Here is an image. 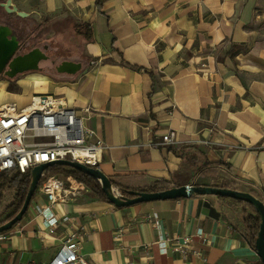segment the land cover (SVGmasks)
Listing matches in <instances>:
<instances>
[{
	"label": "crops",
	"instance_id": "obj_1",
	"mask_svg": "<svg viewBox=\"0 0 264 264\" xmlns=\"http://www.w3.org/2000/svg\"><path fill=\"white\" fill-rule=\"evenodd\" d=\"M11 1L28 17L0 7L24 28L3 24L31 36L56 24L48 39L68 23L83 35L84 60L75 74L58 73L64 60L48 57L40 72L0 78V106L61 98L104 143L97 169L123 185L213 186L217 173L233 190L264 196V0ZM169 131L173 144L162 141ZM54 211L71 220L49 235L28 208L2 234L0 264L48 262L69 229L90 264H262L242 238L240 209L214 197L117 208L79 184ZM184 237L194 254L160 252V240Z\"/></svg>",
	"mask_w": 264,
	"mask_h": 264
},
{
	"label": "built area",
	"instance_id": "obj_2",
	"mask_svg": "<svg viewBox=\"0 0 264 264\" xmlns=\"http://www.w3.org/2000/svg\"><path fill=\"white\" fill-rule=\"evenodd\" d=\"M90 107L81 111L91 113ZM166 144L175 142V133L169 131L162 137ZM155 147V146H154ZM104 143L95 136L94 132L85 128L76 109L67 107L63 100L53 95H36L31 103L19 109L9 103L0 106V174L15 172L21 175L30 174L32 168L58 160H67L80 165L96 168L99 164ZM44 174H41V178ZM65 182L57 176L45 177L28 208H32L41 218L44 232L53 233L60 221L69 223L70 217H58L54 211L58 202L67 201L71 191L79 187L75 179L66 178ZM114 195L120 197L118 191ZM44 199V202L41 200ZM157 224L156 217H153ZM195 234L201 241L202 229ZM7 237L0 235V240ZM162 254H179L186 259L191 250V239L184 237L175 241H159ZM24 264H90L80 253V242L77 232L69 229L65 239L56 253L48 262H27ZM126 264H133L128 262Z\"/></svg>",
	"mask_w": 264,
	"mask_h": 264
},
{
	"label": "water",
	"instance_id": "obj_3",
	"mask_svg": "<svg viewBox=\"0 0 264 264\" xmlns=\"http://www.w3.org/2000/svg\"><path fill=\"white\" fill-rule=\"evenodd\" d=\"M0 7L5 11L6 14H14L19 18L28 17L27 13L18 11L16 6L12 4L11 0H6L3 3H0ZM22 47L23 45L20 46V38L17 36L16 31L6 24H0V75L3 69L7 67L8 70L3 73V76L9 80H12L23 73L37 71L39 69V62L46 61L48 58L41 49L36 47L32 48L25 54L14 56V54L21 50ZM80 68V63L64 61L57 66L56 71L60 74H75L80 70ZM53 165H61L74 170L83 171L97 179L107 201L117 208H125L136 204L156 201L188 199L194 195L222 196L245 201L254 207L260 218L259 231L255 241V251L262 264H264V204L252 194L244 191L220 187L184 185L179 187H171L167 190L159 192H131V198L124 196L117 197L114 195V192L111 191L109 179L99 169L86 167L67 160H58L54 163H44L32 168L30 171L31 182L24 202L18 213L11 220L0 226V234L10 230L23 218L28 210L31 198L37 190L41 179V174L46 168Z\"/></svg>",
	"mask_w": 264,
	"mask_h": 264
},
{
	"label": "trees",
	"instance_id": "obj_4",
	"mask_svg": "<svg viewBox=\"0 0 264 264\" xmlns=\"http://www.w3.org/2000/svg\"><path fill=\"white\" fill-rule=\"evenodd\" d=\"M85 32H86L85 34H88V30L87 31L85 30ZM37 71L40 72V69H38ZM219 166H222V164H219ZM43 174L44 177L40 179L38 186L43 182L45 177H49V176H62L64 178L71 177L76 181H78L90 192L95 194L101 201L109 203L106 199L105 194L101 189V185L99 181L83 171L74 170L61 165H53L46 168ZM109 181L111 184V191H118L121 194V196L128 198L132 197L131 192H159L169 189V187L167 186H154L147 189H135L123 185L111 178L109 179ZM30 182H31L30 174L21 175L15 172H4L0 174V197L3 189L13 190L15 192L12 201L5 208L6 210H9V213L4 217L2 221H0V226L11 220L18 213L24 202L25 196L29 189ZM220 188H225V187H220ZM250 194H252L255 198H257L259 201H261L264 204V196L257 188L250 186ZM194 197H214L222 205L227 206L230 209L233 208L240 209L239 214L243 226L242 238L255 251V241L259 231L260 218L252 205L242 200H235L222 196L194 195Z\"/></svg>",
	"mask_w": 264,
	"mask_h": 264
},
{
	"label": "rangeland",
	"instance_id": "obj_5",
	"mask_svg": "<svg viewBox=\"0 0 264 264\" xmlns=\"http://www.w3.org/2000/svg\"><path fill=\"white\" fill-rule=\"evenodd\" d=\"M2 22L9 23L13 26L15 24V20L8 19L7 17L2 18L0 16V24H3ZM55 25L56 24L49 25L48 27L49 30L54 29ZM14 28H16V30H18L17 28H21L22 30L24 26L19 27L18 25H15ZM48 28L34 26L33 28H31L32 36L29 34L25 35L21 33H19L18 35V32L15 29L14 30L16 31L17 36L20 38V42H24L26 40L25 43L26 42L28 43V45L22 48L23 51H27L28 49H32L33 47H42V50L47 57L57 61L69 60L70 62H73L78 60L79 61L84 60V57L81 53L82 52L81 43L84 40L82 37L83 35L77 36V34H74V32H72L71 25L66 23L61 25L60 27H58V29L55 30V34L53 37L47 39L46 33L48 32ZM8 81L11 82L12 80H8ZM212 180L214 181L213 182L214 185L210 187H225L227 189H231L227 187L229 185L227 184L225 179L217 173L212 175ZM14 193L15 192L13 190H8V189H3V191L1 192L0 221H2L4 217L9 213V210H6L5 208L12 201ZM222 206L227 207L224 205Z\"/></svg>",
	"mask_w": 264,
	"mask_h": 264
},
{
	"label": "flooded vegetation",
	"instance_id": "obj_6",
	"mask_svg": "<svg viewBox=\"0 0 264 264\" xmlns=\"http://www.w3.org/2000/svg\"><path fill=\"white\" fill-rule=\"evenodd\" d=\"M25 41H26V40H25ZM25 41H24V42H20V46L23 45L22 48H24L26 45H28V43H27V42L25 43ZM33 48H35V47H33ZM36 48H39V49L42 50V47H36ZM28 50H31V49H28ZM28 50H27V51H23V50L21 49V50L17 51V52L14 54V56H18V55L25 54V53L28 52ZM42 51H43V50H42ZM14 56H13V57H14ZM45 62H46V61H40V62H39V64H38L39 69L42 68L43 63H45ZM74 62H75V61H74ZM75 63H77V62H75ZM7 70H8L7 67H5V68L3 69V71H2V73H1V75H0V78L7 79L6 77L3 76V73H4L5 71H7ZM15 78H16V77H15Z\"/></svg>",
	"mask_w": 264,
	"mask_h": 264
}]
</instances>
